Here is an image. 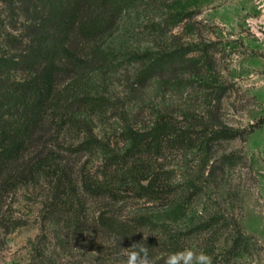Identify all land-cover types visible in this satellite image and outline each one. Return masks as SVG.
<instances>
[{
	"label": "rangeland",
	"instance_id": "rangeland-1",
	"mask_svg": "<svg viewBox=\"0 0 264 264\" xmlns=\"http://www.w3.org/2000/svg\"><path fill=\"white\" fill-rule=\"evenodd\" d=\"M152 23L161 24V33L151 29ZM186 44H209L214 61L210 79L228 87L219 121L240 136L214 145L203 157L175 145L158 155L149 151L159 175L172 172L170 178H176L178 188L170 200L147 202L131 193H122L116 202L85 196L80 232L66 227L63 218L51 224L49 177L21 181L0 195V264H123L122 249L140 243L154 264L168 256L158 254L161 244L177 235L178 250L203 252L212 264H264V0H152L122 19L111 34L95 43L81 41L83 72L58 77L44 146L31 147L25 159L36 151L43 159L52 152L54 164L77 181L86 161L91 172L101 165L99 156L67 150L84 138L121 154L127 145L121 136L125 125L147 131L162 118L194 133V114L206 104L184 89L166 90L157 83L141 88L136 82L141 66L127 59ZM94 46L106 52L101 62ZM100 214L134 227V234L126 239L111 234L100 225ZM211 219L210 228H201Z\"/></svg>",
	"mask_w": 264,
	"mask_h": 264
},
{
	"label": "trees",
	"instance_id": "trees-1",
	"mask_svg": "<svg viewBox=\"0 0 264 264\" xmlns=\"http://www.w3.org/2000/svg\"><path fill=\"white\" fill-rule=\"evenodd\" d=\"M151 1L0 0V195L27 178L49 177L51 224L63 218L66 227L80 232L84 226L85 196L116 202L123 198L122 193H131L147 202L170 200L178 188L176 178H170L172 172L161 173L165 175L161 178L159 167L148 159L149 151L158 155L165 146L175 145L187 153L194 149L196 156L203 157L214 145L240 136L219 121L228 87L210 79L214 61L209 44L199 45L200 48L186 44L158 53L133 54L127 59L141 66L136 79L141 88L157 83L166 90L184 89L193 99L206 104L201 114H194V133L190 129H177L162 118L147 131L125 125L121 136L127 145L121 154L97 139L84 138L67 150L88 157L99 156L101 165L91 172L86 161L77 181L70 171L54 164L52 152L43 159L41 150L36 151L25 159L31 147L44 146L47 118L56 108L58 77L67 71L83 72L84 61L77 44L95 43L111 34L122 19ZM186 18L191 19L188 16L183 19ZM190 27L188 24L189 30ZM7 29L10 31L6 32ZM151 29L155 33L162 31L159 23H152ZM93 51L98 62L105 59L106 52L101 47L94 46ZM53 169L56 171L49 176ZM191 169L185 170L193 174ZM98 220L105 230L119 238H129L135 232L134 227L121 225L105 214H100ZM212 224L213 219L201 228H210ZM193 233L183 236L187 238ZM179 236L167 238L170 241L161 244L158 254L182 251V247L178 250ZM164 261L162 257L153 263Z\"/></svg>",
	"mask_w": 264,
	"mask_h": 264
},
{
	"label": "clouds",
	"instance_id": "clouds-1",
	"mask_svg": "<svg viewBox=\"0 0 264 264\" xmlns=\"http://www.w3.org/2000/svg\"><path fill=\"white\" fill-rule=\"evenodd\" d=\"M128 249H132L129 251ZM124 251L126 259L123 264H150L148 248L144 245H133ZM164 264H212V258L203 252L196 253L191 249L168 254Z\"/></svg>",
	"mask_w": 264,
	"mask_h": 264
}]
</instances>
